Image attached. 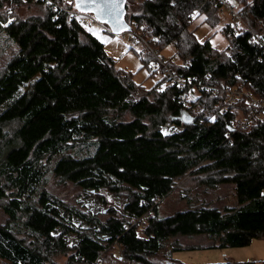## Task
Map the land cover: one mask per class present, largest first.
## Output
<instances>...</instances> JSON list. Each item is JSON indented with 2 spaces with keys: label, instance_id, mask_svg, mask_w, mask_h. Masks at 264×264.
Here are the masks:
<instances>
[{
  "label": "trees",
  "instance_id": "trees-1",
  "mask_svg": "<svg viewBox=\"0 0 264 264\" xmlns=\"http://www.w3.org/2000/svg\"><path fill=\"white\" fill-rule=\"evenodd\" d=\"M25 1L41 9L6 22L2 7L20 0H0V33L17 46L0 68V208L7 216L0 264H102L103 252L115 245L122 264H230L159 255L177 235H205L215 240L211 247L264 237V116L235 126L238 114L253 107L228 103L221 89L242 84L264 97V52L249 41L250 31L264 24V0H234L242 26H221L229 53L209 36L198 40L193 25L200 15L211 28L219 23L217 0H124L128 26L135 22L157 49L142 50V62L209 86L202 89L159 82L146 89L116 68L104 44L71 14L74 0L66 7L54 0L56 9ZM167 44L175 54L159 61ZM181 92L193 95L189 104ZM167 122L175 129L164 134ZM187 173L209 187L231 183L236 204L159 216L160 199ZM50 174L85 194L105 190L125 202L106 206L99 192L102 219L49 192ZM170 244L172 253L188 248Z\"/></svg>",
  "mask_w": 264,
  "mask_h": 264
},
{
  "label": "rangeland",
  "instance_id": "rangeland-1",
  "mask_svg": "<svg viewBox=\"0 0 264 264\" xmlns=\"http://www.w3.org/2000/svg\"><path fill=\"white\" fill-rule=\"evenodd\" d=\"M72 1L73 0H68L67 3H65L66 0H63L64 6H68ZM141 1L142 0H136L134 4H140ZM231 1L236 4L234 0ZM61 5H63V3H61ZM40 9L41 6L37 5L36 2H26L25 0H20L17 7H15L14 2H6L4 7H2V10L7 16L6 22L12 21L16 16H26L37 13ZM88 14L93 16L92 13ZM219 14V23L212 28L206 22L202 21L203 17L201 15L194 18L193 25L196 26V38L202 41L209 36L211 43L215 44L219 50L229 53V48L227 46L229 39L224 37L221 33V26L229 20L225 11L220 10ZM78 17H81V19L85 21V27L88 30L92 29L93 31L90 32L104 44L106 53L115 61V67L128 71L134 82L141 84L146 89L153 87L158 82L162 88L169 84L166 81V77L163 79L164 74L159 70L155 61L151 60L148 64L142 62L139 53L143 50V46L140 42H137L135 47H130L126 37H122L117 33H111L110 29L109 31H105L99 23L92 21L87 15L79 14ZM101 24L107 25L106 23ZM240 25L242 26V21ZM147 44H149V42H147ZM151 45L153 46V44ZM16 50V44L3 33H0V68ZM174 54L175 50L171 44L163 46L157 53L158 57H163L164 59L173 58ZM176 60L179 61L177 58ZM152 68H157L153 74L150 71ZM234 86L242 89V91L249 94V96H252L242 84H236ZM221 89L223 91V88ZM21 90H23V88ZM224 93L226 94V92ZM191 97H193V95L189 94L188 97L185 98V104L188 103V99H191ZM226 100L228 103L236 101H246L248 103V100L244 96L240 99H235L233 102H230L228 97ZM250 110L252 112L250 111L248 114L240 112L235 119L243 115H250L252 120V117L260 114L257 108L253 107V109ZM168 123L169 122L165 124V132H170L175 129V127L170 126L172 124L169 123L170 125H168ZM201 177L187 173L176 179L172 190L160 199L157 206L158 215H169L177 210L186 209L191 206L205 205L222 208L234 206L236 204V197L231 183H220L214 187H209L201 183ZM47 189L64 202L74 205L83 211H90L98 214L102 219L105 217L104 212L106 207L99 200L98 194L105 193L106 206L121 208L125 202L122 197H117L105 190H99L98 192L92 191L93 194L91 195L85 194L79 185L68 180L59 181L57 177L52 174L49 175ZM6 221L7 216L0 208V224ZM76 223H78V221ZM170 242H176L184 248L188 247L187 249L174 251L171 254V256L183 262L218 263L228 261L231 262L230 264H234L235 262L255 261V264H264V237L254 238L248 245L244 246L211 247L215 240L205 235H177L171 237L166 249L160 252V257H168V250H172ZM99 262L102 264H122L123 259H121L117 245L103 252L99 258Z\"/></svg>",
  "mask_w": 264,
  "mask_h": 264
},
{
  "label": "built area",
  "instance_id": "built-area-1",
  "mask_svg": "<svg viewBox=\"0 0 264 264\" xmlns=\"http://www.w3.org/2000/svg\"><path fill=\"white\" fill-rule=\"evenodd\" d=\"M46 6H51L52 8L56 9L59 4L54 2V0H42ZM220 3L221 10L225 11L228 17V20L232 23V25L236 28L241 27V21H242V15L238 7L234 2L231 0H217ZM61 8V7H60ZM71 14L74 16H77L79 14L81 15H87L89 18H91L92 21L99 23L92 15L88 13H81L76 11H71ZM85 21L82 20V23ZM102 28L105 31H109L108 25H104L99 23ZM118 34H120L122 37H126L127 41L129 42L130 47H135L137 42H140L143 46V50L149 49L151 51H156L157 49L155 47H152L151 45L147 44L146 39L143 36V32L140 30L139 26L132 22L129 24V27L125 30L120 31ZM249 41L254 43L255 45L262 48V51L264 52V24H260L259 27L255 30H251L249 33ZM164 60L163 57H159V61ZM156 65L158 63L156 62ZM154 67V66H153ZM164 75L166 77L167 83L171 84H177V85H187L189 86L191 83L194 85L193 88H207L209 86H205L203 83L193 82V78L184 77L177 75L170 67L166 66L164 68ZM223 91L226 92V95L228 96V100L230 102H233L235 99H240L242 96H244L248 103L252 105V107L257 108L259 113H261L264 116V97L263 98H255L253 96H249V94H246L242 91V89H239L236 86L231 85H225L222 87ZM188 97V94L185 92H181L180 94V100L185 101V98ZM252 112V111H251ZM251 121L250 115L248 116H241L233 121V124L239 127L248 125Z\"/></svg>",
  "mask_w": 264,
  "mask_h": 264
},
{
  "label": "snow or ice",
  "instance_id": "snow-or-ice-1",
  "mask_svg": "<svg viewBox=\"0 0 264 264\" xmlns=\"http://www.w3.org/2000/svg\"><path fill=\"white\" fill-rule=\"evenodd\" d=\"M75 7L81 11L91 10L103 23H113L122 13V0H76Z\"/></svg>",
  "mask_w": 264,
  "mask_h": 264
},
{
  "label": "water",
  "instance_id": "water-1",
  "mask_svg": "<svg viewBox=\"0 0 264 264\" xmlns=\"http://www.w3.org/2000/svg\"><path fill=\"white\" fill-rule=\"evenodd\" d=\"M74 3L76 4V0H74ZM76 10L81 12V13H92L94 18L96 19L94 13L91 10H89V11H81L78 8H76ZM124 11H125V5H124V0H122V13H121L119 19H115L114 18L113 23H106L108 25L111 33H117L118 34L120 31L125 30V29H127L129 27L128 24L126 23V21L124 20ZM96 20L99 23H103V22H101V20H98V19H96ZM168 125H170V124L168 123ZM170 126L171 127H175L174 125H170ZM165 127H166V125L161 128L162 133H164V134L167 133V132L164 131ZM91 191H95V190L92 189ZM171 254H172L171 250H168V257H171Z\"/></svg>",
  "mask_w": 264,
  "mask_h": 264
}]
</instances>
